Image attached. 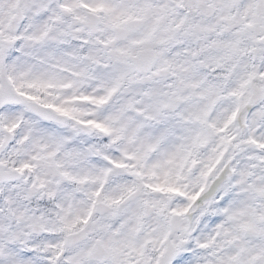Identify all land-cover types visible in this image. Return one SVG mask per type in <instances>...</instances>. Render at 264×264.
I'll list each match as a JSON object with an SVG mask.
<instances>
[{
  "label": "snow or ice",
  "instance_id": "snow-or-ice-1",
  "mask_svg": "<svg viewBox=\"0 0 264 264\" xmlns=\"http://www.w3.org/2000/svg\"><path fill=\"white\" fill-rule=\"evenodd\" d=\"M5 169L0 264H264V0H0Z\"/></svg>",
  "mask_w": 264,
  "mask_h": 264
},
{
  "label": "clouds",
  "instance_id": "clouds-1",
  "mask_svg": "<svg viewBox=\"0 0 264 264\" xmlns=\"http://www.w3.org/2000/svg\"><path fill=\"white\" fill-rule=\"evenodd\" d=\"M91 107V106H88ZM90 139H93L95 143H97L101 148H105V144H110L111 147L105 148V151L109 152H116L120 148L124 146V142H120L117 144H111V140L105 141L103 136H100L99 134H94L89 137ZM199 169L195 170L188 181L183 182V185H187L185 188L186 191L189 193L196 190V185L194 183L196 176L198 175ZM28 174L25 173V176ZM227 173H225V176ZM13 176L16 178V184L13 185V188H15L17 185L30 187V185H24V177L19 176L18 174H13ZM223 177L218 180L214 185H212L211 193H205V197L210 194H215L216 189L218 186L223 183ZM11 184V179L9 178L7 169L3 172V179L0 180V193H2L4 190L7 189V186ZM205 197H201L198 201H189L185 197L179 195V194H171L169 202L171 207L173 208H183L188 207L189 211L183 215L178 216L175 218V226L176 231L173 233V236L182 235L183 233L180 231L182 228H189L191 231L188 233V237L191 238V233L195 231H199V236L196 237L198 239L206 240L211 235L212 229L208 227L207 223L202 220L201 212L203 210L204 204H205ZM164 198H168L167 196ZM25 229L27 230L26 226Z\"/></svg>",
  "mask_w": 264,
  "mask_h": 264
}]
</instances>
